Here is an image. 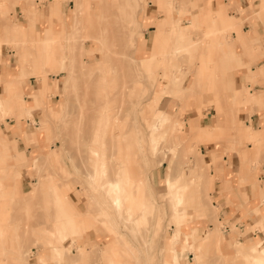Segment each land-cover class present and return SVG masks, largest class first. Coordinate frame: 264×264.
Listing matches in <instances>:
<instances>
[{
    "label": "rangeland",
    "instance_id": "1",
    "mask_svg": "<svg viewBox=\"0 0 264 264\" xmlns=\"http://www.w3.org/2000/svg\"><path fill=\"white\" fill-rule=\"evenodd\" d=\"M190 1L139 0V26L134 48L129 51V60L134 62L139 79L127 87L117 110V105L109 101V93L119 82V74L128 77L132 65L123 60L120 66L116 65L121 68L116 73L114 57L108 53L117 50L116 45L111 46L116 41L126 43L133 28L131 22H124L121 17L122 5L133 6L130 0H0V239L1 248H10L4 255L1 250L0 263L28 264L34 263L36 257L40 264H162L159 260L163 254L170 262V251L165 253L166 249H175L176 254L187 249L192 255L186 254L184 264H196L195 254L202 264H255L252 259L257 256V248H253L257 239L242 242L245 229H239L235 222L225 224L224 214L219 217L221 205L208 183L219 175L215 167L209 168V162L204 166L203 159L210 161L205 149L212 144L207 142L226 139L230 143L224 151L237 150L242 161L259 171L264 162V142L260 149L249 154L243 152V147L246 144L253 147L257 137L260 142L264 139V124L258 132L248 124L249 133L255 130L256 134L252 140L245 138L246 141L240 142L239 136L246 132L239 126L246 124L243 116H237L239 120L231 117V113L243 108L251 112L255 103L264 109L263 101L240 99L230 104L221 99V94L241 88L246 90L245 97L254 98L261 92L253 84H262L255 80L264 74V62L256 70L248 68L247 77L241 70L235 72V77L226 73L229 80L223 87L226 75L220 74V67L224 66L222 58H240L237 49L243 52L244 49L219 47L220 42L236 45L237 31L227 23L229 20L222 29L216 26V18L221 16L209 6L214 7L211 0L210 4L206 0L204 6L201 0ZM259 7L260 10L264 7V0ZM227 10L231 13L226 12V16L233 21L236 12ZM168 14L177 23H173L167 38H177L183 41L182 46L196 52L164 53L160 68L164 77L159 75L158 79L171 78L166 73L169 61L178 64L177 75L183 78L184 85L201 78L191 93L179 98L170 93L161 96L160 92L157 96L156 79L149 71L158 55L145 53L153 41L154 24L144 27L142 18L162 19ZM237 21L242 29L248 27V20ZM141 38H145L146 48L142 47ZM253 47L262 50L261 44ZM214 53L217 58L210 61ZM251 60L258 59L253 55ZM19 63L24 75L8 77V71H14L12 66ZM206 77L212 78V84L206 82ZM26 78L30 87L24 85ZM31 88L35 91L44 88L45 103L35 104ZM211 94L221 101H210ZM241 104L244 106L239 108ZM154 108L164 111L171 108V113H175L172 117H178L167 122L165 117L157 119ZM207 111L215 114L206 123L214 125L218 115L223 114L220 117L225 118V129L210 128V137H203L204 140L199 135L194 139L192 130H197L194 121L202 124L206 118L202 115ZM112 122L116 137L107 132ZM169 128L174 129V134L162 143ZM22 129L26 130L27 138L19 141L17 135ZM230 129L236 138L213 137L215 131ZM155 130L157 136L152 132ZM150 141L153 146H148ZM219 161L218 156L215 166ZM122 163L129 169L130 177H136L131 178L136 181L135 188L130 179L122 181L129 195V208L140 210V197L146 192L152 195L156 209L162 211L161 224L154 223L156 215L152 213L157 211L154 209L146 216V223L136 228L133 224L136 213L132 216L125 204L116 206L114 198L105 191L104 184L118 179ZM169 167L174 195L180 193L183 197L175 205L168 199L163 179ZM254 181H259L257 176ZM63 209H69L70 218L64 217ZM175 211L180 222L172 219ZM195 223L199 235L190 230ZM229 230L235 254L231 251ZM12 244L16 246L11 249ZM69 247L68 260L65 248ZM48 249H52L51 253ZM58 254L63 260H58ZM180 263L177 254L175 264Z\"/></svg>",
    "mask_w": 264,
    "mask_h": 264
},
{
    "label": "crops",
    "instance_id": "2",
    "mask_svg": "<svg viewBox=\"0 0 264 264\" xmlns=\"http://www.w3.org/2000/svg\"><path fill=\"white\" fill-rule=\"evenodd\" d=\"M205 1L206 0H201L203 6L205 5ZM211 1L213 2L214 7H212V5L210 4V0H207L206 3L210 4L209 6L212 8L214 14H216L217 16H221V18L219 17L216 18V26L222 29V27L226 25V21L229 20V22L227 23L235 28V30L237 31V35H238L236 45H231V44L222 45V43L220 42L218 46L219 47L224 46L228 48L229 50H233V49L235 50V48H238V47H241L242 49H244V52L241 49H237V52H238L237 56L238 54H240L241 59L239 57L238 58L237 57L222 58L224 66L220 67V74L226 75V73H228V76L232 75V77H235V72L238 70L239 71L241 70L243 73H245V76H246V72L248 68H250L251 71L256 70L258 67H260L261 63L264 62V13L263 12L261 13V10H264V7L261 8V10L259 7V5L262 3V0H211ZM185 2L190 3L191 1L185 0ZM230 8L232 9V11L234 10L236 12V14L232 13L234 15L232 16L233 21L226 16L227 13H231L227 10ZM197 9L200 10V7L198 6ZM203 9L205 10L206 8H203ZM244 19L249 21L248 27L246 29H242L239 26V22L237 21L239 20L242 23ZM180 20L181 19L179 18L178 21ZM173 23L175 24L177 22H174V18L170 14L164 16L162 19L160 18V19H155V20H153L151 17L150 19H146L144 17L142 18V25L144 27L154 24L153 26L154 29L152 31L153 41L151 43V46L145 50V53H148L150 55H155V54L158 55L157 62L156 63L154 62L151 65L152 70L149 71L150 75H152L153 78L156 79L155 87L157 90V96H159V92H160L161 96L164 93H170L179 98L181 95H186L187 92L191 93L193 89V85L199 84L201 82V78L198 77V79H196L192 84H189L187 86L184 85L181 82L183 81V78H180V76L177 75L178 74L177 72L180 73L178 64L176 63L173 64L171 61H169L168 65L166 66V68H168V71H166V73H168L171 76V78L170 79L162 78V80L158 79L159 75L164 77L162 74L163 71L160 69L161 63L163 60L162 55L164 53H167V51L169 50L170 51L173 50L172 51L173 54L182 53V52H185L186 54H190V53L193 54L194 52H196L195 49H191V48L188 49V47L182 46L181 42L183 41L179 42L178 41L179 39L177 38L176 39L174 37L170 39L167 38V36L170 33V30L174 28ZM178 26L182 27V24H179ZM141 40H143L142 41L143 43L141 44L142 47L146 48L145 38H141ZM258 44H261L262 46L261 51L257 50L256 47H253L254 45L257 46ZM253 55L256 56L258 60H251L253 58ZM141 56L142 54H139L140 58ZM210 57L212 59L210 61L216 60L217 58L215 53L212 54ZM5 66L6 65H4V67ZM12 67H15V69L14 71L12 69L8 71V77H18L19 75H24L23 74L24 72L22 71L21 63H19V65L17 64L16 66H12ZM156 67H159V70ZM213 68L215 69V65L213 66ZM226 69H228V71ZM182 72L184 74V71ZM188 73H190L189 70H188ZM226 76H223V79H226L223 82V85H222L223 87L225 85V82L228 79V76L227 77ZM211 79L212 78L210 77H206V82H208L209 84H212L213 81ZM23 80H24V85L27 87H30L28 78L23 79ZM255 81H260L262 84H259L258 82H255L253 84L256 90L261 91V92L256 93L254 98L249 99L245 97L244 93L246 90L237 88L236 90L222 91L221 99L229 102L230 104H233V100L237 101L240 99H243L246 102H262L263 101V104H264V74L259 76ZM43 89H38L36 91L33 90L32 88L30 89V93L32 94L34 98L33 100L36 105L45 103V101L43 100L44 99ZM249 95L252 96L254 94L252 93ZM208 97H210L211 99L210 101L215 102V103L221 101V100H218V97L214 94L208 95ZM243 106L244 104H241L239 108ZM250 108H251V112L246 110L247 108H243L239 110L236 114L231 113V117L243 116V121L246 124L245 126H242V125L239 126L240 130L246 132V134L239 136L238 139L240 142L246 141L245 138H247V140H252L256 132H258V128H262V125L264 124V116H263L264 109L258 108L256 106V103L252 105ZM171 111H172L171 108L165 111L154 108L153 115H156L157 119L159 117H165L166 122H167V121H171V119H174L175 117H178V116L172 117V114H175V113H171ZM213 114L215 113H212L211 111L204 112L202 116H205L206 118L204 119V121H202L203 122L202 124L198 123L197 119H196V122L194 121V123H197L196 126L195 124H193V126L196 127L197 129V130H192L194 134L192 135V137H194V139L195 137L196 138L199 137V135L201 136V138L210 137L211 136L210 128H213L216 130L225 129L224 127L225 118L223 119V117L222 118L220 117V116H223V114L218 115L219 118L214 120V123H215L214 125L206 123L207 119L210 116H213ZM190 116H196V115L191 114ZM259 116L261 118H259ZM237 119L240 120V118L238 117ZM248 124H251V126H253L255 130L257 129V131L255 132V130L254 131L252 130V132L249 133L248 130L250 126ZM33 125L37 126L35 122L33 123ZM255 126H257V128H255ZM36 129H38V127ZM152 132H154L155 136L158 135L156 133V130ZM214 133L215 134L213 135V137L215 138H217L218 136H222V135H225V136L228 135L229 137L233 136L235 138L237 137L235 135L234 130L232 129H230L229 131L218 130V131H215ZM173 134H174L173 128L167 129V133L164 135V139L162 140L163 141L162 143L167 142L169 139H171ZM263 135H264V132H263ZM17 136L19 137L18 140L20 138L26 139L27 138L26 130L25 129L19 130ZM38 137L40 138L41 136H38ZM256 141L257 142H254L255 145L253 147L247 144L244 145L243 152L246 154H249V152H251L253 149H260L264 142V139L260 142V137H257ZM228 142L229 141L226 139L220 140L219 142L216 140L207 142L208 144L209 143L212 144L211 147H208L207 149H205V156L208 157L210 161H205L203 159V164L205 166V162H209V168L215 167L216 172L219 175L215 181L211 180L210 182L208 181L207 182L210 184L211 187L213 186L214 188L213 193H214V196L216 197V201L218 204L221 205L222 212L220 213L219 217H222L224 214L227 217L225 224L235 222L234 224L235 225L237 224L239 229H245L243 233L245 237L243 238V240H241L242 242L253 241L254 239H257L253 247L254 249L257 248V252H256L257 256L253 258L252 261L255 260V264H264V198H261L262 194H264V162L260 165L258 169L259 171H257L255 167H251V166L249 167L246 164V161L244 162L241 160V157L239 156V152L237 150L231 149L228 151H224V147L228 144ZM148 146H153V143L150 141V144H148ZM201 155H202V152H201ZM42 156L43 155L37 157V159L39 160ZM218 156L221 157V161H219L217 163V166H215ZM169 174L170 173L167 168V172L164 173L163 179L168 178ZM210 176H212V174ZM255 176H257L258 178L259 180L258 182L254 181ZM39 185H38V189H39ZM198 209L201 212H203L202 207H198ZM63 212L66 213L64 215L65 218H70L69 209L68 211L63 209ZM190 230L194 235H199L197 234V231H199V229L196 227V223L191 226ZM200 232L202 233L201 228H200ZM228 237L230 241V246L232 248L231 251L233 252L232 254H235L233 250L234 243L232 242L230 230L228 231ZM1 242L2 241L0 239V253L4 251L2 252L4 255L6 254V251L10 248L4 250L3 248H1ZM15 244L11 245V249L13 248V246H16ZM260 244H261V247H259ZM69 250H70V247L65 248L66 259L68 260L69 258H71L69 254L70 252ZM51 251L52 249H48L49 253H51ZM187 253L191 254V252L187 249L178 250L177 254L181 262L180 264H184L183 258L186 256ZM7 256H8V253H7ZM42 259L44 260L45 258H42ZM58 260H63V257L59 256V254H58ZM0 264H3V263H0ZM28 264H40V263L38 261V258L35 257V262L30 263L28 261Z\"/></svg>",
    "mask_w": 264,
    "mask_h": 264
},
{
    "label": "bare ground",
    "instance_id": "3",
    "mask_svg": "<svg viewBox=\"0 0 264 264\" xmlns=\"http://www.w3.org/2000/svg\"><path fill=\"white\" fill-rule=\"evenodd\" d=\"M130 1H131V3H133V6L131 8H128L129 6L127 7L126 4L122 5L123 7H121V9L123 10V13L121 14V17L123 19L122 21L126 22L128 20L127 23H130L131 22L132 23V26H133V28L129 30L128 38L126 39L127 42L125 41L127 44L124 43L123 45H121V43H119V42H122V41L119 40L118 43L116 41L115 44H112L111 46L116 45L117 50L114 51V53H111V54L108 53L109 55H111L112 57H114L113 58V61H114V69H116V73L118 71H120V69H121L120 67H119V69L116 68V65H119L120 66L123 60H125L127 64L129 63V65L130 64L132 65L131 66L132 69H129L128 77L127 78H124V76L122 75V73L119 74V82H116L114 84V87H112V91L109 93V101L111 100V102H113V103H115L117 105V110L122 105L123 98H124V96L126 94L127 87H132V84L136 80L139 79L138 72H137V69H135L134 62L129 60V56L131 55L129 53V51L131 49L133 50V48H134L135 32L137 31L138 26H139V20L137 19V17H138V14H139L140 10H141V4H140L139 0H130ZM76 10H77V8H76ZM70 46H71V49L69 50V53H71V55H72V53H73L72 52V48L74 47L73 42L71 43ZM106 48H107V44L104 43V52H106ZM98 61L101 64L100 60H98ZM98 61H95V62H98ZM43 62L46 63V59H43ZM94 66L96 67V65H94ZM114 82H115V80H114ZM113 109L115 110V108H113ZM115 130H116L115 124L113 122L110 123L109 126L107 127V132L109 133V135L111 137H116L115 136V133H114ZM124 134H126V133H124ZM129 143H131V142H129ZM48 156L49 155H47V157ZM124 164L122 163V165L120 166L118 179L115 180V181H108L106 183V185L104 184V189L107 192V194L111 195L114 198V203H115L116 206H118L120 208V206L122 204H125L126 205L125 206L126 209L128 210V212L130 214H132V216H135L134 213H136L135 219L133 220V224L137 228L139 224L141 226V224L146 221V218H147L146 216L150 215V213L153 212V210L156 209V207H155V203L152 200L153 199L152 198V195L151 196L146 195V192H145V194L143 195V197H140V199H141V208H140V210H131L129 208L130 207L129 206V195L126 192V189H125L124 185L122 184V181H123V179H130L133 188H135V186H136V181H134V180L131 179L133 177L132 176L130 177L129 169L126 168V165H124ZM102 165H103V163H102ZM102 168H104V167L102 166ZM181 168H182V165H181ZM168 171H169V173L171 172V167L168 168ZM101 174H102V177L104 179L107 177V175L105 173V169L101 170ZM134 178H136V177L134 176ZM142 180H143V178H142ZM148 184H149V181H148ZM144 185H145V182H144ZM145 187H146V185H145ZM165 187H166V192L168 193V199H169V201L171 202L172 205H175L176 203H179V202H182L183 201V197H182V195L180 193L177 196L174 195L173 188L170 186V178H166L165 179ZM133 192H136V191L133 190ZM136 193H138V192H136ZM177 206H175V208ZM156 210L157 211L156 212H153L152 214H155L156 215L155 222H154L155 225H159L162 222L161 220L163 219V214H162V211L161 210H159V209H156ZM171 216H172V219L174 221H177L178 220V222H180L179 221V219H180L179 218V214L176 211L173 212ZM136 217H138V218H136ZM175 225L177 226L176 223H175ZM63 230H65V227L63 228ZM60 233H62V229H61V231H58V234H60ZM194 248L197 249V247H194ZM126 249H127V247H126ZM128 249H129V247H128ZM169 251H170V255H171L170 256V262H167L164 259V254H163V259L159 260L160 263L163 264V262H164L166 264H175V259L177 257L176 250L175 249L174 250L166 249L165 250V253L166 252L169 253ZM156 253H157V251H156ZM194 256H195V259H196V264H202V262L199 259V257H197L196 254Z\"/></svg>",
    "mask_w": 264,
    "mask_h": 264
}]
</instances>
